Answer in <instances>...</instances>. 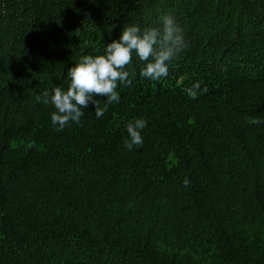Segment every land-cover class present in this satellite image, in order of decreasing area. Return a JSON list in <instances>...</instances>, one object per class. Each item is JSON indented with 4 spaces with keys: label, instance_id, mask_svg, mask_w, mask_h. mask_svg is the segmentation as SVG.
Instances as JSON below:
<instances>
[{
    "label": "trees",
    "instance_id": "1",
    "mask_svg": "<svg viewBox=\"0 0 264 264\" xmlns=\"http://www.w3.org/2000/svg\"><path fill=\"white\" fill-rule=\"evenodd\" d=\"M164 14L168 75L133 54L119 101L58 130L35 96ZM0 264H264V0H0Z\"/></svg>",
    "mask_w": 264,
    "mask_h": 264
},
{
    "label": "clouds",
    "instance_id": "2",
    "mask_svg": "<svg viewBox=\"0 0 264 264\" xmlns=\"http://www.w3.org/2000/svg\"><path fill=\"white\" fill-rule=\"evenodd\" d=\"M183 31L170 14L160 17L156 27H141L138 24H125L120 31L119 40H112L104 45L100 55H82L78 62L67 69L68 86L66 89L55 87L36 95L37 102L51 105V123L62 130L69 122L79 124L84 115L83 109L89 103L95 107V115L101 117L109 106L119 101L117 88L130 85V73L126 70L132 63L133 54L142 62L140 76L159 81L168 75L169 63L178 59L187 48ZM185 92L195 99L198 92H207L198 82ZM94 96L106 98L101 106ZM253 122H257L253 120ZM146 121L136 118L126 124L127 138L124 146L131 150L143 144L141 130ZM185 185L188 181H184Z\"/></svg>",
    "mask_w": 264,
    "mask_h": 264
}]
</instances>
